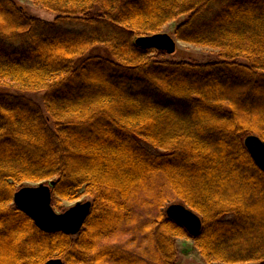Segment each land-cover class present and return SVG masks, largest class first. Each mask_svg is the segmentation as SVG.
Masks as SVG:
<instances>
[{
    "label": "trees",
    "instance_id": "obj_1",
    "mask_svg": "<svg viewBox=\"0 0 264 264\" xmlns=\"http://www.w3.org/2000/svg\"><path fill=\"white\" fill-rule=\"evenodd\" d=\"M16 1L0 0V264H176L179 238L207 264H264V173L243 147L264 142V0H27L51 22ZM180 19L177 41L215 62L134 45ZM39 183L56 211L84 190L80 234L15 208ZM176 201L197 237L165 217Z\"/></svg>",
    "mask_w": 264,
    "mask_h": 264
},
{
    "label": "water",
    "instance_id": "obj_2",
    "mask_svg": "<svg viewBox=\"0 0 264 264\" xmlns=\"http://www.w3.org/2000/svg\"><path fill=\"white\" fill-rule=\"evenodd\" d=\"M134 45L137 48L163 51L168 56L174 54L177 49L173 37L163 32L138 36L134 40ZM243 140V147L250 159L264 173V142L252 134ZM51 187L52 183H39L20 188L13 197L15 208L29 217L42 232L77 236L91 213L92 203L90 201L77 202L58 214L51 206ZM164 214L167 219L183 228L189 238H195L201 233V218L183 204H168ZM43 264L63 263L58 258H51Z\"/></svg>",
    "mask_w": 264,
    "mask_h": 264
},
{
    "label": "rangeland",
    "instance_id": "obj_3",
    "mask_svg": "<svg viewBox=\"0 0 264 264\" xmlns=\"http://www.w3.org/2000/svg\"><path fill=\"white\" fill-rule=\"evenodd\" d=\"M16 3L20 5L23 10L26 11V13L29 16L35 17L37 19H42L47 22H51L53 19V16L44 12L43 10L39 9L38 7L34 6L31 1L27 0H17ZM181 22V19L177 22H171L168 26L164 27L162 32L168 34L169 36H172L175 44L177 46L176 53L168 56V59L176 60V61H181L182 59L188 60V61H195L199 64H204L205 62H215L216 60V55L215 51H212L207 48H200L196 47L194 45H188L183 42L177 41L175 35H173V32L175 28L177 27V24ZM96 54L101 55V56H107L105 51L103 49H96L95 51H91L89 55L96 56ZM26 96L29 100L32 102H35L38 106L42 108V95L41 94H33V95H24ZM27 185H34V184H27ZM80 198L76 202H68V201H62L60 205V210L54 212L60 214L63 211L67 210L71 206H73L77 202H86L90 201L92 203V200L88 198L84 194V190L81 189L80 192ZM178 204L179 201L176 202H171ZM83 228V227H82ZM82 230V229H81ZM175 245V250L177 251V258L176 264H207L205 263L199 256L198 250L195 248L194 242L192 239H186V238H179L176 239L174 242ZM213 264H220V263H213Z\"/></svg>",
    "mask_w": 264,
    "mask_h": 264
}]
</instances>
